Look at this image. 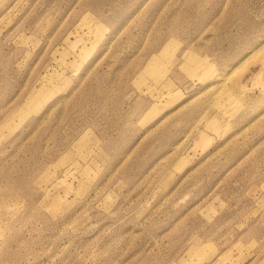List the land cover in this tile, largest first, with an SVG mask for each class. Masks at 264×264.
Instances as JSON below:
<instances>
[{
	"label": "rangeland",
	"instance_id": "374dc122",
	"mask_svg": "<svg viewBox=\"0 0 264 264\" xmlns=\"http://www.w3.org/2000/svg\"><path fill=\"white\" fill-rule=\"evenodd\" d=\"M0 264H264V0H0Z\"/></svg>",
	"mask_w": 264,
	"mask_h": 264
},
{
	"label": "bare ground",
	"instance_id": "6f19581e",
	"mask_svg": "<svg viewBox=\"0 0 264 264\" xmlns=\"http://www.w3.org/2000/svg\"><path fill=\"white\" fill-rule=\"evenodd\" d=\"M256 51H258V50H256ZM256 51H255V52H256ZM255 52H254V53H255ZM259 52H260V51H259ZM256 53H257V52H256ZM249 58H250V57H249ZM254 58L256 59L257 57H254ZM245 59H246V58H245ZM247 59H248V57H247ZM251 59H252V57H251ZM253 60H254V59H253ZM244 61H245V60H243L242 63L246 64ZM251 61H252V60H251ZM261 61H263V60L261 59ZM249 62H250V60H249ZM240 64H241V63H240ZM249 64H250V63H249Z\"/></svg>",
	"mask_w": 264,
	"mask_h": 264
}]
</instances>
